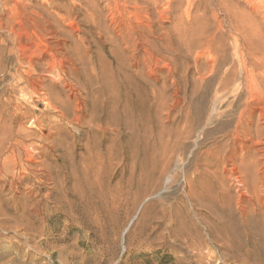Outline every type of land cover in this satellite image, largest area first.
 Wrapping results in <instances>:
<instances>
[{"label":"rangeland","instance_id":"374dc122","mask_svg":"<svg viewBox=\"0 0 264 264\" xmlns=\"http://www.w3.org/2000/svg\"><path fill=\"white\" fill-rule=\"evenodd\" d=\"M115 1L0 0V264H264V0Z\"/></svg>","mask_w":264,"mask_h":264},{"label":"bare ground","instance_id":"6f19581e","mask_svg":"<svg viewBox=\"0 0 264 264\" xmlns=\"http://www.w3.org/2000/svg\"><path fill=\"white\" fill-rule=\"evenodd\" d=\"M111 1L114 3H117L115 0H111ZM121 1H123V4L121 5L122 9H123L122 11L117 6H114V9L116 10V12H115V22H114L115 26L114 25L113 26L115 28H114V34L110 35L111 36L110 40L114 44V49H113L114 54L118 58L119 63L122 64V65L119 64L120 66L125 65V64H123V62L125 60L124 58L126 56L125 53L130 54L132 59L134 58V60H136V61L142 60L145 62V61H147V59H149V57L153 56V54H154L153 52L155 51V48H156V44L154 43L153 39L155 37H157L158 34L156 33V31L153 30L151 23H148V22H152V14L150 13V9L153 8V6L155 7L157 5V3L155 4V2H154V5L150 6V3L152 0H121ZM142 14H146V16L148 17L147 19L149 20L148 22H142L140 20V17ZM133 20H135L137 22V25L134 24ZM124 54H125V56H124ZM122 68H124V67H122ZM120 70H121V67H120ZM114 86H116V85L114 84ZM127 100H128V98H127ZM139 102H140V100H139ZM134 104L136 105V103H134ZM141 104H142V102H141ZM135 105H134V107H135ZM139 106L140 105L137 104V107H139ZM143 106H144V108H146L145 105H143ZM128 107H131V106H127V108ZM134 109L136 110V108H134ZM141 109H139V110H141ZM145 110H143V111H145ZM143 111H142V113H143ZM4 144H5L4 141L1 142L0 147H3ZM12 156H15L14 152L12 153V155L10 154V156H8L4 160V164H6V162H8L9 159H12L13 158ZM13 160H15V159H13ZM13 165L15 167L17 166L16 160L14 161Z\"/></svg>","mask_w":264,"mask_h":264}]
</instances>
